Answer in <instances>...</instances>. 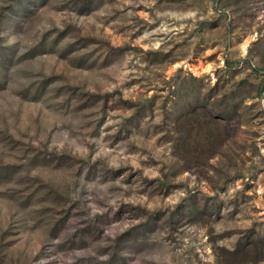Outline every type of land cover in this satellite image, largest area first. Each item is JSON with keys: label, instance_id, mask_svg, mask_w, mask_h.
Segmentation results:
<instances>
[{"label": "rangeland", "instance_id": "rangeland-1", "mask_svg": "<svg viewBox=\"0 0 264 264\" xmlns=\"http://www.w3.org/2000/svg\"><path fill=\"white\" fill-rule=\"evenodd\" d=\"M0 264H264V0H0Z\"/></svg>", "mask_w": 264, "mask_h": 264}]
</instances>
